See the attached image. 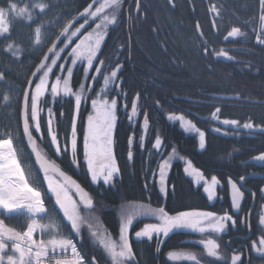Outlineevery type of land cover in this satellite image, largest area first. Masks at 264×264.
<instances>
[{"label":"flooded vegetation","instance_id":"1","mask_svg":"<svg viewBox=\"0 0 264 264\" xmlns=\"http://www.w3.org/2000/svg\"><path fill=\"white\" fill-rule=\"evenodd\" d=\"M93 1L83 0L67 25ZM113 102L115 181L123 152L145 154L148 184L167 205L179 175L203 201L175 213L166 204L131 202L154 213L140 215L124 233L131 256L121 254L125 237L117 223L109 264H264V148L258 145L264 140V0H100L74 25L35 80L28 120L41 152L65 171L66 165L78 170L100 197L110 186L93 181L85 143L90 118ZM47 117L51 143L42 135ZM215 138L228 147L209 159ZM234 188L242 193L238 207ZM116 208L101 206L103 212ZM161 210L195 226L167 227ZM146 227L151 238L137 237Z\"/></svg>","mask_w":264,"mask_h":264},{"label":"trees","instance_id":"2","mask_svg":"<svg viewBox=\"0 0 264 264\" xmlns=\"http://www.w3.org/2000/svg\"><path fill=\"white\" fill-rule=\"evenodd\" d=\"M82 2L83 0H0V9L2 12H7L9 24L6 31L3 29V32L0 31V143L5 140L13 142L18 161L30 179L29 184L39 190L41 194L46 215L38 222L46 226L49 222L54 223L56 227L53 229L59 232V236L70 240L80 248L82 259L87 264H93L92 258H95L98 264H109L111 261L110 249L104 252L89 233L82 238L77 236L63 217L54 198L48 193L42 176L35 169L33 157L21 131V96L28 77L33 73L47 48L53 43L55 36L67 25L72 16L82 10L84 7ZM13 5H16L21 11L23 7L25 9L27 7L34 17L30 19L18 11L10 13L9 9ZM36 41L40 42L39 45L36 44ZM259 115L261 114L259 113ZM48 120L49 117L41 120L44 123L41 128L45 140L51 143L54 130L52 121ZM258 145L264 148V140H260ZM227 147V141L212 139L208 158L211 159L212 152L218 154L226 152ZM120 162L121 179L115 181L108 189H104L106 191L104 197L99 196L98 187L81 176L78 170L66 165V172L77 179L95 200L97 207L92 213L101 219L107 227V234L114 238L120 230L117 226L120 223L119 213L125 204L143 202L160 207L166 204V200L157 194L154 187L150 188L148 184L150 174L145 171V154L138 153V155L129 156L125 151L120 156ZM150 190L153 194H150ZM175 190V197L170 195L168 205L164 206L167 212H181L203 201L202 197L193 193L190 184L181 175L177 177ZM102 205L105 207L116 206L117 208L115 210L106 209L103 212ZM34 222L35 220L25 213L7 215L0 211V230L12 238L22 236L33 227ZM48 232V230L45 231V233ZM36 238L39 239L37 235ZM4 245L3 254L8 257L11 254V245L8 243Z\"/></svg>","mask_w":264,"mask_h":264},{"label":"rangeland","instance_id":"3","mask_svg":"<svg viewBox=\"0 0 264 264\" xmlns=\"http://www.w3.org/2000/svg\"><path fill=\"white\" fill-rule=\"evenodd\" d=\"M27 10V11H26ZM26 7H23L22 11L18 9L16 5H13L9 12H21L25 14L26 17L32 19V12ZM27 12V13H26ZM24 15V16H25ZM8 21H7V12H2L0 9V31L8 29ZM3 29V30H2ZM39 41H36V44L39 45ZM10 140L4 141L0 144V182L4 184V188L0 189V211L5 212L7 215L25 213L30 215L34 220L33 229L35 233H33V240L37 245H41L44 248L57 249L68 246L71 244V241L68 239H64L62 236H59V232L55 231L53 228L56 226L54 223L49 222L48 226L45 224L38 222V220L46 215V211L43 207V203L41 200V196L36 190H33L38 196V200L35 205L25 204L21 202V190L22 189H33L28 183L30 179L27 178L26 170L19 163L15 151L10 146L13 143L9 142ZM4 152V155H3ZM170 162H168L169 164ZM118 166V165H117ZM119 173V172H118ZM118 173L115 175L114 180L106 184L102 179V184L106 187H109L114 184L115 178L118 177ZM168 170H165V184L164 188L167 184ZM44 182L46 184L47 190L51 196L54 197L55 202L62 213L63 217L72 227V230L79 237H83L87 233L91 234L92 238L98 242V245L102 249H107V247L111 250V253H115V238L111 235L107 234V227L103 224L101 219L92 213V211H87L83 209V205L77 200L73 191L66 185H64L59 179L55 176L48 174L44 176ZM25 207H22L23 205ZM153 208L140 203H129L125 204L121 208L122 216H121V224L122 226V235L121 237H125L127 232L124 231L125 222L131 218L134 222L137 217L140 215L153 214ZM169 217V215H167ZM131 225V224H130ZM129 225V227H130ZM49 231L45 233V231ZM54 232V233H53ZM36 235L39 239L36 238ZM48 237V239H45ZM55 241L56 243H53ZM63 242V245H62ZM7 243V242H5ZM3 243V244H5ZM14 260L17 261V264H30V260H24L19 256V253L16 251L14 245L11 244V254ZM29 256V255H26ZM25 256V257H26ZM8 257H5L3 251H0V259L1 264H8ZM83 264V263H81Z\"/></svg>","mask_w":264,"mask_h":264},{"label":"snow or ice","instance_id":"4","mask_svg":"<svg viewBox=\"0 0 264 264\" xmlns=\"http://www.w3.org/2000/svg\"><path fill=\"white\" fill-rule=\"evenodd\" d=\"M66 91H69V90L66 89ZM77 100H79V97H77ZM136 111L137 110L134 107L132 110V114L135 115ZM115 121H116V116H115V103L114 102L111 106V109H109L105 105H101V107L97 110L96 115L90 118L88 135H87V139L85 143V148H86L85 156H86L88 167L92 174L93 181H97L100 178V175H103L104 182L106 184H109L114 180L115 175L119 172L117 162L113 155V144H114L113 130H114ZM145 126H147V121H145ZM156 145L157 146L160 145L159 139L156 141ZM204 146H205V137H204V133L201 132L200 133L201 149H203ZM129 155H131V153ZM100 158L104 159L107 162L105 165L106 171H104L103 173H99L93 166V161L95 159H100ZM168 167H169L168 162L165 161L164 164L161 165V168H160L159 183L161 185L162 192H163V186L165 184V169ZM214 183H216L215 180H214ZM206 191L208 192L209 197H212L214 195V189L208 188L206 189ZM237 195L242 197V193H239L238 189L234 188L232 198H233L234 205L238 207ZM160 215L162 219L164 220V224L167 227H171L173 225L179 226L180 224H191L192 226H195V224L192 223L190 219L179 218V217H166L165 214L163 213V210H161ZM131 223H133L131 218H129L125 222L124 224L125 232H128L130 230L129 225ZM136 235L137 237H143L144 235H147L149 238H151L152 236L151 227H146L143 233L138 232ZM28 236L32 237L31 231H29ZM18 238L21 241H23L24 239V237L22 236ZM53 243H56V242L53 241ZM262 243H264V241H262ZM62 245H63V242H62ZM14 247L22 259L25 257L26 254L29 255V253L31 252L29 248L26 249L22 247L20 243H17ZM4 248H5V245L0 243V251H3ZM124 248H125V251L122 252L121 254L131 256L132 249L130 247L127 237H125ZM42 254H45V253H42ZM7 261H8V264H17V261L14 260L12 256H8Z\"/></svg>","mask_w":264,"mask_h":264},{"label":"water","instance_id":"5","mask_svg":"<svg viewBox=\"0 0 264 264\" xmlns=\"http://www.w3.org/2000/svg\"><path fill=\"white\" fill-rule=\"evenodd\" d=\"M99 1L100 0H94L85 10H83L77 18H75L70 24L67 25V27L61 32L59 37L49 47V49L45 53L39 65L36 67L35 71L33 72L28 82L23 97L22 112H21V127H22L23 136L25 138L27 147L31 155L33 156L34 164L38 172L42 176L51 174L55 176L57 179H59L64 185L68 186L73 191L77 200L83 204L85 209L89 211L94 210L96 207L95 202L91 198L89 192L79 183L77 179H75L69 173L65 172L61 167L50 161L39 149L38 141L32 133L30 123L28 120V101L35 80L41 74V72L47 67L50 58L53 56L58 46L61 44L62 41H64L67 38L68 34L70 33L74 25L78 21L86 17ZM257 132L259 131L257 130ZM106 163L107 162L104 159L100 158V159H96L93 166L99 173H103L104 171H106L105 168ZM102 178L103 175H100V178L97 180V183H99L102 180ZM22 194L23 195L21 199L23 201H28L31 204L36 203L37 195L33 191L27 189Z\"/></svg>","mask_w":264,"mask_h":264},{"label":"built area","instance_id":"6","mask_svg":"<svg viewBox=\"0 0 264 264\" xmlns=\"http://www.w3.org/2000/svg\"><path fill=\"white\" fill-rule=\"evenodd\" d=\"M4 240L6 239L0 234V242ZM14 243H20L22 247L30 249V254L36 257L34 264H75L79 260V250L76 246L54 250L38 249L32 245L29 236H25L23 241Z\"/></svg>","mask_w":264,"mask_h":264},{"label":"crops","instance_id":"7","mask_svg":"<svg viewBox=\"0 0 264 264\" xmlns=\"http://www.w3.org/2000/svg\"><path fill=\"white\" fill-rule=\"evenodd\" d=\"M26 255H27V254H26ZM26 255H25V256H26ZM28 258H29V257H28V256H26V257H24L23 259H24V260H25V259H26V260H28Z\"/></svg>","mask_w":264,"mask_h":264},{"label":"clouds","instance_id":"8","mask_svg":"<svg viewBox=\"0 0 264 264\" xmlns=\"http://www.w3.org/2000/svg\"><path fill=\"white\" fill-rule=\"evenodd\" d=\"M38 6L43 7L44 5H38Z\"/></svg>","mask_w":264,"mask_h":264}]
</instances>
